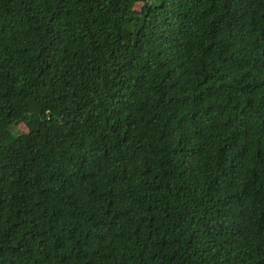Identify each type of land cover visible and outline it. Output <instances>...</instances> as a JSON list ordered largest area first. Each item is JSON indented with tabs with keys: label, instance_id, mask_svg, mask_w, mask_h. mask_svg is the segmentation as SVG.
Masks as SVG:
<instances>
[{
	"label": "trees",
	"instance_id": "trees-1",
	"mask_svg": "<svg viewBox=\"0 0 264 264\" xmlns=\"http://www.w3.org/2000/svg\"><path fill=\"white\" fill-rule=\"evenodd\" d=\"M0 264H264V0H0Z\"/></svg>",
	"mask_w": 264,
	"mask_h": 264
},
{
	"label": "rangeland",
	"instance_id": "rangeland-1",
	"mask_svg": "<svg viewBox=\"0 0 264 264\" xmlns=\"http://www.w3.org/2000/svg\"><path fill=\"white\" fill-rule=\"evenodd\" d=\"M18 129H19L20 131H21V130H24L23 125H20L19 128L16 127V126H13V127L11 128V133H12V134H17V133H18Z\"/></svg>",
	"mask_w": 264,
	"mask_h": 264
}]
</instances>
